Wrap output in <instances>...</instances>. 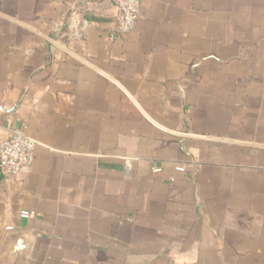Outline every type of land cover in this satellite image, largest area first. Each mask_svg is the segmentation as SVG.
Segmentation results:
<instances>
[{"label": "crops", "instance_id": "obj_1", "mask_svg": "<svg viewBox=\"0 0 264 264\" xmlns=\"http://www.w3.org/2000/svg\"><path fill=\"white\" fill-rule=\"evenodd\" d=\"M117 26L112 0H0V140L36 141L0 175V264L264 258V0H141Z\"/></svg>", "mask_w": 264, "mask_h": 264}, {"label": "built area", "instance_id": "obj_2", "mask_svg": "<svg viewBox=\"0 0 264 264\" xmlns=\"http://www.w3.org/2000/svg\"><path fill=\"white\" fill-rule=\"evenodd\" d=\"M117 10L118 26L117 33H127L134 27L141 8V0H112ZM67 38L79 40L83 37L82 26L78 23L72 24L67 31ZM114 35H110L112 39ZM36 141L21 129L14 130L8 137L0 140V175L11 180L28 168L35 155ZM175 169L182 171V166H175ZM160 168L153 167L152 171L157 172ZM36 212L31 209L22 208L18 211V216L22 219H31ZM5 229H13L8 225Z\"/></svg>", "mask_w": 264, "mask_h": 264}, {"label": "rangeland", "instance_id": "obj_3", "mask_svg": "<svg viewBox=\"0 0 264 264\" xmlns=\"http://www.w3.org/2000/svg\"><path fill=\"white\" fill-rule=\"evenodd\" d=\"M258 227L254 224H251V233L256 232V229ZM254 260L255 262H253ZM253 262V263H252ZM218 264H229L227 258L220 257L218 259ZM234 264H245V261L243 262L242 258H239L238 260L234 262ZM251 264H264V258H251Z\"/></svg>", "mask_w": 264, "mask_h": 264}]
</instances>
